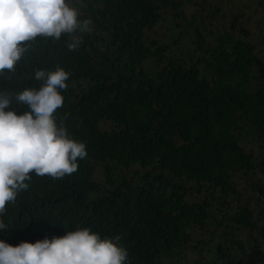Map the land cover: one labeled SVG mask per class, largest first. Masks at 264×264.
<instances>
[{
    "label": "trees",
    "instance_id": "16d2710c",
    "mask_svg": "<svg viewBox=\"0 0 264 264\" xmlns=\"http://www.w3.org/2000/svg\"><path fill=\"white\" fill-rule=\"evenodd\" d=\"M67 2L91 21L81 45L38 37L0 91L63 68L55 119L87 156L62 179L32 173L0 241L90 228L125 264H264V1Z\"/></svg>",
    "mask_w": 264,
    "mask_h": 264
},
{
    "label": "clouds",
    "instance_id": "9594fccd",
    "mask_svg": "<svg viewBox=\"0 0 264 264\" xmlns=\"http://www.w3.org/2000/svg\"><path fill=\"white\" fill-rule=\"evenodd\" d=\"M79 16L67 0H0V76L15 72L27 46L38 37L59 41L67 34V48L75 51L83 42L75 33L90 31L91 24ZM34 79L43 82L38 89L0 91V215L28 188L25 182L32 173L62 179L75 173L78 159L87 156L85 144L70 139L63 123L58 126L55 119L69 73L60 67L36 70ZM13 100L28 111L22 115L6 111ZM5 228L0 220V231ZM127 257L126 249L90 228L15 247L0 241V264H125Z\"/></svg>",
    "mask_w": 264,
    "mask_h": 264
},
{
    "label": "rangeland",
    "instance_id": "374dc122",
    "mask_svg": "<svg viewBox=\"0 0 264 264\" xmlns=\"http://www.w3.org/2000/svg\"><path fill=\"white\" fill-rule=\"evenodd\" d=\"M263 1H264V0H263ZM157 33L162 34V33H163L162 29L158 30ZM153 38L156 39V40H160V39H161V37L158 36V35H153Z\"/></svg>",
    "mask_w": 264,
    "mask_h": 264
}]
</instances>
